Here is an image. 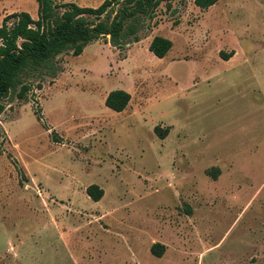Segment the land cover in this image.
Returning a JSON list of instances; mask_svg holds the SVG:
<instances>
[{"label": "rangeland", "instance_id": "rangeland-1", "mask_svg": "<svg viewBox=\"0 0 264 264\" xmlns=\"http://www.w3.org/2000/svg\"><path fill=\"white\" fill-rule=\"evenodd\" d=\"M23 11L38 19L37 1L0 0V27ZM125 32L24 74L27 98L5 99L0 264H264V0H162ZM156 36L173 42L162 59ZM117 89L132 97L122 112L105 103Z\"/></svg>", "mask_w": 264, "mask_h": 264}, {"label": "trees", "instance_id": "trees-1", "mask_svg": "<svg viewBox=\"0 0 264 264\" xmlns=\"http://www.w3.org/2000/svg\"><path fill=\"white\" fill-rule=\"evenodd\" d=\"M36 1L38 19L26 11L16 12L7 16L0 27V117L6 108L5 99L19 86L18 98H27L30 86L22 81L24 74L48 66L57 56L69 50H73L75 56H80L89 43L101 37H110V43L115 47L127 44L125 29L128 22L138 15L152 13L162 0H105L98 7L80 6L73 2L58 5L54 0ZM218 1L195 0V4L208 9ZM120 5L110 22L101 20L113 7ZM129 28L134 33L131 24ZM135 41H139V38L136 37ZM172 48L173 42L163 36L154 37L149 46L150 51L161 59ZM222 54V58L230 60L235 53ZM131 99L129 92L117 89L108 94L105 103L110 109L122 112L127 109ZM155 131L162 138L168 133L161 132L158 126ZM209 173L216 179L220 169L213 168ZM87 193L94 201L104 196V190L96 184L89 186ZM163 248L161 244H154L151 251L161 257Z\"/></svg>", "mask_w": 264, "mask_h": 264}]
</instances>
